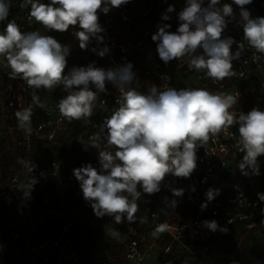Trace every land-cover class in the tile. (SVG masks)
<instances>
[{"label":"built area","instance_id":"2783aa9c","mask_svg":"<svg viewBox=\"0 0 264 264\" xmlns=\"http://www.w3.org/2000/svg\"><path fill=\"white\" fill-rule=\"evenodd\" d=\"M10 2L8 19L0 22V30L3 31L9 20H14L22 32L33 30L37 22L29 15L30 7L21 8L22 0ZM41 2L48 3L49 0ZM208 2L204 0V5ZM225 3L231 4L234 16L228 18L222 36L232 37L237 42L232 46L233 52L238 43H245V50L233 61L234 75L224 80H213L203 72L190 70L188 57L165 64L158 56L152 35L161 23L170 24L169 30L176 31L179 26L177 14L185 7L186 0H129L107 14L100 13L103 41L92 39L87 50H82L79 45L70 49L65 74L73 67L90 63L114 69L131 62L136 75L133 87L139 91L147 92L153 84L158 87L167 84L177 89L205 88L235 96L237 103L230 111L237 116L241 112L247 114L254 107L264 111V54L247 47L239 6L233 0H220L221 6ZM135 4L138 7L137 24L134 22ZM169 5H174L175 10L169 13L170 20L162 21L161 16ZM244 7L252 18L264 17V0H252ZM119 21L123 24L125 37L115 31ZM66 32H59L55 39L63 44ZM98 44L100 48L107 46L110 50L101 58L92 51ZM254 55L256 59H253ZM3 61L0 58V66ZM165 76L170 79H162ZM5 85L0 97L4 103L1 117L6 125L17 118L16 112L30 106L32 115L30 131L19 127L14 135L13 131L6 130L0 138V177L7 173L3 182L0 181V227L10 211L25 215V221L34 227H38L46 207L54 211L48 216V228L41 232L35 229L34 235H39V239L29 244L18 255V262L12 264H48L50 256L54 257V264H146L155 253L172 264H204V260L221 246V237L227 232L222 229L228 230L237 223L244 225L247 231L264 227V201L257 195L264 193V155L258 157L259 175L250 170L248 175L242 174L239 163L243 153L237 149L238 125L222 130L197 148V167L189 178L168 174L161 183V190L155 194L143 193L138 188L141 196L136 201L135 222L129 223L125 217L122 223L116 224L113 217L94 214L91 203L84 199L73 176V169L89 163L99 169L98 151L115 152L114 147L107 145L101 125L119 106V90L106 82V91L98 93L93 114L69 121L58 109L59 101L68 94L62 85L55 89H33L19 77L8 80ZM90 87L96 91L94 86ZM37 108L39 115L35 114ZM97 134L98 140L95 139ZM37 147H44L43 158L42 154L37 158L34 151ZM32 163L35 168L30 171L28 166ZM34 177L37 182L26 196ZM209 188L218 189L219 194L207 203V208L201 209ZM172 189H183L184 193L176 197ZM55 205L63 208L60 215L55 214ZM211 220L218 223L215 232L203 224ZM161 224L167 225L166 230L153 236V231ZM113 230L119 235L113 236ZM9 232L10 240L0 243V249L9 243L19 248L17 243L25 236L16 229ZM86 236L113 241L110 244L103 241L100 247L96 245L98 249L94 254L91 246L80 247L73 243V239ZM44 248H48L50 256L39 261ZM106 251L109 253L105 255ZM78 252L87 253L88 257L80 258Z\"/></svg>","mask_w":264,"mask_h":264},{"label":"clouds","instance_id":"9594fccd","mask_svg":"<svg viewBox=\"0 0 264 264\" xmlns=\"http://www.w3.org/2000/svg\"><path fill=\"white\" fill-rule=\"evenodd\" d=\"M129 0H22L21 8L30 7L29 15L47 30L65 32L70 27H79L73 34L79 47L87 50L92 39L103 41L104 29L99 23V14H107L113 8L127 4ZM240 8L241 26L247 47L264 54V17L252 18L244 7L252 0H233ZM10 0H0V22L8 19ZM169 5L161 20L171 19L174 11ZM234 16L231 4L220 5V0H186L185 7L177 14L179 26L170 31V24L157 25L152 40L157 44L159 58L168 64L174 59L188 57V68L203 72L207 78L224 80L234 75L233 61L240 58L245 43H238L232 51V37H223L228 18ZM200 50V54H197ZM103 57L110 50L107 46L93 48ZM70 46L61 44L51 35L39 31L22 32L14 20H9L0 31V58L11 69L10 77L21 78L33 89H52L62 85L68 93L58 103L62 117L69 121L88 118L98 93L106 91V82L112 83L120 92L119 105L104 120L101 132L112 151H98L100 168L91 163L73 169L83 197L91 203L97 217H113L116 224L126 217L135 222L137 200L143 193L155 194L168 174L189 178L197 167V148L215 137L222 130L238 125L237 149L243 153L239 168L244 175H259L258 157L264 155V111L254 107L247 114L238 116L230 111L237 103L236 97L205 88L170 87L164 84L151 85L147 92L133 87L136 75L131 62L117 68L104 69L94 63L73 67L67 74V57ZM257 57L254 55L253 59ZM162 79H170L162 77ZM90 86H94L93 91ZM31 106L16 112L18 125L30 131ZM99 134L95 137L98 140ZM82 143V142H81ZM83 144V143H82ZM95 146V145H93ZM33 171L35 165L28 166ZM30 190L25 195H30ZM194 190V189H193ZM180 197L183 189H172ZM219 194L209 188L207 203ZM264 201V193H257ZM175 204V201H172ZM204 226L215 232V220L204 221ZM167 225H159L152 233L157 236ZM227 231V229H222ZM113 236L119 233L113 230Z\"/></svg>","mask_w":264,"mask_h":264},{"label":"crops","instance_id":"0c3cea01","mask_svg":"<svg viewBox=\"0 0 264 264\" xmlns=\"http://www.w3.org/2000/svg\"><path fill=\"white\" fill-rule=\"evenodd\" d=\"M138 7L134 5V22L137 24L139 19L137 17ZM141 27V26H140ZM79 27H70L68 32L63 36L64 45L70 46V49H76L78 40L72 32L78 31ZM1 31V30H0ZM31 31H39L42 35H51L54 38L58 36L59 31H49L43 25L37 22L36 27ZM119 36L125 37L123 33V24L119 21L118 27L115 30ZM101 43V42H100ZM100 44L97 45L96 49H100ZM98 58L99 56L96 52H93ZM11 69L7 67L6 60L3 61L2 66H0V92L6 86L8 80H12L10 77ZM55 89V88H53ZM57 91V90H56ZM4 103L0 97V138L5 134L6 130L13 131L14 135L18 132V120L17 118L14 121L10 122L8 125L3 121L1 117V111ZM36 115L40 114L39 108L35 111ZM37 154V158H43L45 152L44 147H37L34 149ZM45 159V158H44ZM38 160V159H37ZM36 161V160H35ZM7 173L2 174L0 181L3 182V176L5 177ZM0 182V183H1ZM58 206V205H55ZM56 208V207H55ZM6 223L11 224L12 227L19 229L26 237L31 236V231L27 230V225L25 218L20 217L19 213L14 214V211L7 213L5 218ZM9 226L5 229H0V243H6L9 238ZM5 249V251H3ZM25 251L24 247H14L13 245H5L0 249V264H12L13 262H18L19 253ZM4 253L6 254L4 256ZM26 264V263H21ZM54 264V263H48ZM146 264H172L170 262H165L159 253H155L147 261ZM204 264H264V227L254 228L250 231H247L242 224H234L231 226L225 234L221 237V246L218 251L213 253L210 257L204 260Z\"/></svg>","mask_w":264,"mask_h":264},{"label":"rangeland","instance_id":"374dc122","mask_svg":"<svg viewBox=\"0 0 264 264\" xmlns=\"http://www.w3.org/2000/svg\"><path fill=\"white\" fill-rule=\"evenodd\" d=\"M56 208L57 209L55 211V214L60 215L61 209L63 210V208H61L59 206H57ZM16 213H17V211H14V214H16ZM53 213H54L53 210L47 209V207H46V209H44V212H42V214H41L42 215V219H40L39 223L37 224L38 227H34L32 224H30V223H28L26 221V225H27V228H28L27 230L31 231V236L29 238L26 237V236H24V238L19 243H17L18 244V247L19 248L20 247H24V249H25L29 244L35 243V241H37L39 239V237H38L39 235H37V234L34 235V233H35L34 230L37 229L39 232H41L43 229L48 228V221L50 220V219H48V216L51 215V214H53ZM21 216L24 218L25 215L21 214ZM7 226H9L8 227L9 230H13V229L19 230L16 227H12L11 224H8L6 222H4L3 225L0 228L1 229H5ZM8 240H10V238H8L7 241ZM103 241H108L107 243L110 244L113 241V239H109L108 240V239H105V238L102 239V237L100 238V237H93V236L92 237H87V238H85V237H78L77 239H73V243H75L76 245H78L80 247H82L81 245H84V244H87V245L91 246L92 249H93V251H94V254L96 253V251L98 249L96 247V245H99V247H100L101 246V243ZM11 244L12 243H9V245H11ZM3 251H5V249H3ZM108 253L106 251L105 255L108 254ZM78 254H79V257L80 258H86V257H88V255H86V254H82V253L80 254V252H78ZM5 255L6 254L4 253V256ZM45 256H50V252H49L48 248H44V249L41 250V255L39 256V259L38 260L39 261H43L42 258L45 257ZM48 258H49L48 261H50L48 263H53L55 261L53 256H50Z\"/></svg>","mask_w":264,"mask_h":264},{"label":"trees","instance_id":"16d2710c","mask_svg":"<svg viewBox=\"0 0 264 264\" xmlns=\"http://www.w3.org/2000/svg\"><path fill=\"white\" fill-rule=\"evenodd\" d=\"M57 94V93H56ZM86 255H87V253H86Z\"/></svg>","mask_w":264,"mask_h":264}]
</instances>
